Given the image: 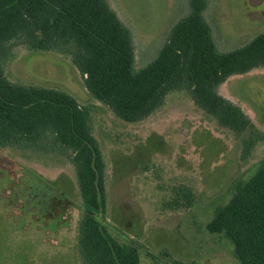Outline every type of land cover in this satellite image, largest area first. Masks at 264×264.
Listing matches in <instances>:
<instances>
[{
	"label": "trees",
	"instance_id": "trees-1",
	"mask_svg": "<svg viewBox=\"0 0 264 264\" xmlns=\"http://www.w3.org/2000/svg\"><path fill=\"white\" fill-rule=\"evenodd\" d=\"M206 5L207 0H191L190 12L173 25L157 56L139 68L131 30L108 0H0V157L6 172H24L30 205L40 198H34L33 186L53 184L55 170L70 173L77 201L69 218L61 214L67 221L65 234L56 230L59 238L51 242L58 244L64 236L72 248L79 247L76 264L81 259L84 264H143L144 248L135 241H118L103 222L107 163L91 105L53 85L10 80L7 60L15 46L67 57L92 101L126 122L147 119L171 92L186 91L199 109L238 136L253 122L221 87L230 78L242 79L264 67V31L246 45L222 52L204 17ZM252 145L250 141L247 147ZM173 191L166 202L169 209L194 204L190 188L180 185ZM53 220L49 218V227H55ZM207 229L232 242L241 264H264V159L216 210Z\"/></svg>",
	"mask_w": 264,
	"mask_h": 264
},
{
	"label": "rangeland",
	"instance_id": "rangeland-1",
	"mask_svg": "<svg viewBox=\"0 0 264 264\" xmlns=\"http://www.w3.org/2000/svg\"><path fill=\"white\" fill-rule=\"evenodd\" d=\"M108 1L131 30L139 68L157 56L173 25L191 10V0ZM204 17L218 49L227 52L264 31V0H207ZM5 73L17 83L67 90L91 105L107 163L103 222L118 241L143 246V264H241L232 242L210 232L207 224L264 159V67L244 74L242 80L230 78L222 91L232 98L236 94L253 122L238 136L199 109L186 91L171 92L161 109L145 120L123 121L92 101L82 75L56 52L32 53L26 46H15ZM3 162L0 157V264H76L79 247L72 248L64 236L58 244L51 242L59 238L56 230L65 234L67 221L61 214L69 218L77 201L70 173L55 170L53 184L33 186L34 198H40L30 205L24 172L11 175ZM180 185L194 192L195 202L169 209L166 202ZM48 217H54L55 227H49Z\"/></svg>",
	"mask_w": 264,
	"mask_h": 264
},
{
	"label": "flooded vegetation",
	"instance_id": "flooded-vegetation-1",
	"mask_svg": "<svg viewBox=\"0 0 264 264\" xmlns=\"http://www.w3.org/2000/svg\"><path fill=\"white\" fill-rule=\"evenodd\" d=\"M231 80H233V79H231ZM236 81H238V80H242L241 78H236L235 79ZM230 80H227L226 82H224V84H222V87H221V89H222V91L223 90H226V87H227V84H228V82H229ZM229 89V88H228ZM229 91V90H228ZM243 94V93H242ZM234 96V98H232L229 94H228V97L229 98H231V99H233L234 101H236L237 103H238V100H240L239 98H237L236 97V94L235 95H233ZM238 96V95H237ZM241 98H245V96H244V94L241 96Z\"/></svg>",
	"mask_w": 264,
	"mask_h": 264
}]
</instances>
